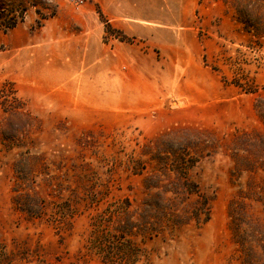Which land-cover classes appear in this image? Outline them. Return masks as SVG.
I'll list each match as a JSON object with an SVG mask.
<instances>
[{
  "label": "rangeland",
  "instance_id": "obj_1",
  "mask_svg": "<svg viewBox=\"0 0 264 264\" xmlns=\"http://www.w3.org/2000/svg\"><path fill=\"white\" fill-rule=\"evenodd\" d=\"M0 264H264V0H0Z\"/></svg>",
  "mask_w": 264,
  "mask_h": 264
},
{
  "label": "built area",
  "instance_id": "obj_2",
  "mask_svg": "<svg viewBox=\"0 0 264 264\" xmlns=\"http://www.w3.org/2000/svg\"><path fill=\"white\" fill-rule=\"evenodd\" d=\"M68 2H70L71 4H74L76 6H81L84 2V0H67Z\"/></svg>",
  "mask_w": 264,
  "mask_h": 264
},
{
  "label": "crops",
  "instance_id": "obj_3",
  "mask_svg": "<svg viewBox=\"0 0 264 264\" xmlns=\"http://www.w3.org/2000/svg\"><path fill=\"white\" fill-rule=\"evenodd\" d=\"M131 16V18H137L138 20H140L142 17H144V15H141V14H132V15H130ZM126 28V27H125ZM127 30V29H126Z\"/></svg>",
  "mask_w": 264,
  "mask_h": 264
},
{
  "label": "trees",
  "instance_id": "obj_4",
  "mask_svg": "<svg viewBox=\"0 0 264 264\" xmlns=\"http://www.w3.org/2000/svg\"><path fill=\"white\" fill-rule=\"evenodd\" d=\"M107 29H109V27Z\"/></svg>",
  "mask_w": 264,
  "mask_h": 264
}]
</instances>
